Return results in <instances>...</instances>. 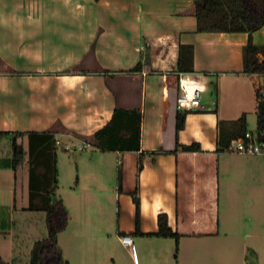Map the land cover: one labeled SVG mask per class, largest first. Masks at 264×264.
<instances>
[{"label":"crops","instance_id":"obj_1","mask_svg":"<svg viewBox=\"0 0 264 264\" xmlns=\"http://www.w3.org/2000/svg\"><path fill=\"white\" fill-rule=\"evenodd\" d=\"M252 38L264 45V26ZM248 40L247 32H198L194 0H0V131L55 132L59 147H93L90 163L108 159L122 174L115 205L94 190L75 194L73 209L67 206L61 236L71 229L62 238L75 244L78 264H116L113 245L123 244L122 236L133 238L135 264L139 252L156 263L157 249L168 245L163 241L176 242L145 235L158 231L162 213L179 234L180 264L224 261L237 242L256 259L247 264L262 263L264 157L218 146L221 122L228 130L245 119L248 127L256 115L257 126V75L244 72ZM181 45L194 47L192 72L178 70ZM181 77L203 94L212 90L203 109L187 111L178 135L180 144L196 142L201 150L164 153L177 148ZM117 107L141 110V151L93 145ZM11 154L0 149V158ZM17 181L18 171L0 167V255L9 262L21 231L7 222L20 211Z\"/></svg>","mask_w":264,"mask_h":264},{"label":"trees","instance_id":"obj_2","mask_svg":"<svg viewBox=\"0 0 264 264\" xmlns=\"http://www.w3.org/2000/svg\"><path fill=\"white\" fill-rule=\"evenodd\" d=\"M98 1V0H97ZM198 32H247L248 43L244 47V72L264 76V45L254 43L252 35L264 26V0H194ZM194 47L181 45L178 70L193 71ZM141 68V62L135 70ZM187 111H178L176 116L177 148L164 153H176L178 148L185 151H200L199 143L182 145L179 132L186 124ZM143 114L140 109L117 107L109 122L95 132L93 145L102 152L141 151ZM237 127H227L221 122L218 146L226 151L230 139L241 135L248 129L245 119L234 121ZM240 124V125H239ZM257 126L264 127V103L258 105ZM1 137L11 140L12 154L0 158V167L18 171L28 163V206L25 210L46 213L47 236L36 240L30 252V264H70L59 244V235L69 224L70 213L62 197L58 196L60 170L56 133L51 131H0ZM27 142V147H25ZM66 149V148H65ZM140 154L139 169L143 167ZM119 189L122 187V174L118 175ZM136 214H140V200L133 192ZM16 201V199H15ZM139 231V226H137ZM139 233V232H138ZM143 234V233H140ZM147 236L172 237L179 245V234L168 224V216L160 214L158 231ZM0 264H13L0 255Z\"/></svg>","mask_w":264,"mask_h":264},{"label":"rangeland","instance_id":"obj_3","mask_svg":"<svg viewBox=\"0 0 264 264\" xmlns=\"http://www.w3.org/2000/svg\"><path fill=\"white\" fill-rule=\"evenodd\" d=\"M204 94L202 90V102L206 99V96L212 95V90L210 89V91H206ZM250 121L251 122L248 124V128L255 129L256 115H252ZM81 146L83 149L79 150L75 149L73 144L69 145V149H65L64 146L59 147L58 167L60 170V182L59 189L57 190L58 196L63 198L66 206L69 204V207H72L73 209V205L75 203V194L84 195L86 193H92L94 190H96L94 193L95 197H99L100 201L106 203L107 205H113L114 201L117 202L116 195L118 194L115 189L119 188L118 175L120 173V169L117 168V171L113 169V161H111V165L108 166L110 164L108 159H100L99 161L90 163L89 158L94 155L96 150L93 147H83V145ZM25 147H27V145H25ZM0 149L5 154L12 153V150L10 151L11 140L6 137H0ZM27 183L28 163L25 162L24 165L18 169V181L15 193L16 209L20 211H17V213L13 212L11 215V220H7L8 225H11L10 223L14 222L17 226V231L19 229L21 230L17 232L18 236H16V257L12 261L13 264H30V252L34 242L47 236L46 213L25 210V207L28 206ZM75 189L77 191H75ZM0 215H3V213ZM98 215L103 216L104 212H101ZM109 226L111 229L115 228V222L113 219ZM70 230L71 229H69L65 235H68ZM65 235L61 236L60 234L59 238L60 246L63 243L65 245L64 256L70 262V264H78V255L75 253V251H73L76 249L75 244H72L69 240L66 241L64 238H62ZM163 242H167L168 245L157 249V255L155 256L156 263L153 262V256H150V258H146L145 260V258L143 259L139 252L136 255L138 264H180L178 262L180 258L176 252V242L172 239ZM241 244L242 243L237 242L234 245V250H230L229 256L224 261H222V259L219 257H214L212 260H206L202 258L197 259L196 264H204L205 261L207 264L256 263V259L253 257L251 258V255H247L248 251H246V249L243 250ZM249 245L256 244L250 243ZM3 246V242L0 241V253ZM131 247L132 244L123 245L119 241L115 246L113 245V254L117 260L116 264H135L134 256L130 253V251H132ZM260 249L261 253L264 254V247H261ZM246 256H249L248 259ZM261 262V264H264V255H262Z\"/></svg>","mask_w":264,"mask_h":264},{"label":"built area","instance_id":"obj_4","mask_svg":"<svg viewBox=\"0 0 264 264\" xmlns=\"http://www.w3.org/2000/svg\"><path fill=\"white\" fill-rule=\"evenodd\" d=\"M257 75L256 94L258 105L264 103V76ZM263 78V81L261 80ZM201 87L180 78V92L176 96V106L180 111H193L203 109ZM57 145H61L57 140ZM69 148L68 145L65 146ZM83 147H86L83 146ZM77 148V147H75ZM79 149H83L82 146ZM226 152L244 155H258L264 157V127L256 126L255 129H247L241 135L230 139L226 146ZM125 245L133 243L131 236H122Z\"/></svg>","mask_w":264,"mask_h":264},{"label":"water","instance_id":"obj_5","mask_svg":"<svg viewBox=\"0 0 264 264\" xmlns=\"http://www.w3.org/2000/svg\"><path fill=\"white\" fill-rule=\"evenodd\" d=\"M261 80L263 81V78Z\"/></svg>","mask_w":264,"mask_h":264}]
</instances>
